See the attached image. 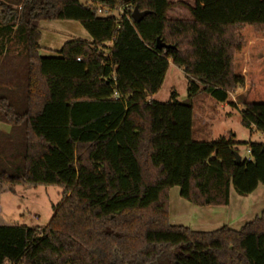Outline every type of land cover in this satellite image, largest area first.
I'll use <instances>...</instances> for the list:
<instances>
[{
    "label": "trees",
    "instance_id": "trees-1",
    "mask_svg": "<svg viewBox=\"0 0 264 264\" xmlns=\"http://www.w3.org/2000/svg\"><path fill=\"white\" fill-rule=\"evenodd\" d=\"M134 8L147 11L138 22ZM0 0V185H56L43 226L0 225V264H264V210L240 229L169 222V190L198 207L264 186V142L192 139L188 102L151 96L169 65L264 131V0ZM76 20L91 40L39 54V23ZM169 45L157 49L156 39ZM15 48V50H13ZM238 152V151H237Z\"/></svg>",
    "mask_w": 264,
    "mask_h": 264
},
{
    "label": "rangeland",
    "instance_id": "rangeland-1",
    "mask_svg": "<svg viewBox=\"0 0 264 264\" xmlns=\"http://www.w3.org/2000/svg\"><path fill=\"white\" fill-rule=\"evenodd\" d=\"M170 3L166 16L187 18L188 5L194 0H167ZM39 54L55 56L62 45L71 39L90 41L89 33L76 20H48L39 23ZM15 50V48H13ZM188 78L183 71L169 61L159 89L151 96L158 102L170 100L171 92L177 100L188 102L193 109L192 139L194 141H214L222 135H232L237 143L241 159L248 158L244 143L264 142V131L246 128L240 123V105L247 86L230 92L224 102L216 101L210 95L200 92L187 100ZM0 129L8 126L0 122ZM229 204L221 207H198L182 199L177 186L170 188L169 222L173 225L189 227L197 231H211L227 226L238 230L264 210V186L259 184L247 194L239 195L232 188ZM62 196V188L56 185H0V225L45 226L53 214L52 207Z\"/></svg>",
    "mask_w": 264,
    "mask_h": 264
},
{
    "label": "water",
    "instance_id": "water-1",
    "mask_svg": "<svg viewBox=\"0 0 264 264\" xmlns=\"http://www.w3.org/2000/svg\"><path fill=\"white\" fill-rule=\"evenodd\" d=\"M147 14V11H139L137 8H134L131 14V18L133 19V21L138 22L139 20H141L145 15ZM155 47L157 49H162V48H168L169 45L161 42V40L159 38L156 39V44ZM234 159H235V164H239L241 162V157L238 154L237 151H234Z\"/></svg>",
    "mask_w": 264,
    "mask_h": 264
},
{
    "label": "crops",
    "instance_id": "crops-1",
    "mask_svg": "<svg viewBox=\"0 0 264 264\" xmlns=\"http://www.w3.org/2000/svg\"><path fill=\"white\" fill-rule=\"evenodd\" d=\"M231 194V193H230ZM217 207H221V206H217ZM258 216V215H257Z\"/></svg>",
    "mask_w": 264,
    "mask_h": 264
}]
</instances>
